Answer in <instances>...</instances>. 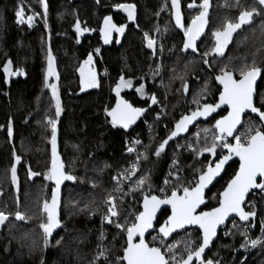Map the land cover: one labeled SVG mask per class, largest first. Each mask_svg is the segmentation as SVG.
I'll use <instances>...</instances> for the list:
<instances>
[{
  "label": "trees",
  "instance_id": "trees-1",
  "mask_svg": "<svg viewBox=\"0 0 264 264\" xmlns=\"http://www.w3.org/2000/svg\"><path fill=\"white\" fill-rule=\"evenodd\" d=\"M24 1L41 17L32 29L16 21L15 13L21 6L18 0H0V212L8 216L0 225V264H92L101 248L107 249V260L101 257L97 264H117V257L122 256L126 245V233L114 223L104 222L103 202L112 195L113 176L126 164L128 133L138 131L141 138L143 155L136 181L141 176L148 178L141 187H135L133 193L114 201L120 222L124 223L127 217L130 224L133 214L141 209L146 190L150 188L154 195L162 188L173 159L178 163L175 174L180 182L178 185L175 177L172 183L183 187L195 184L198 170L205 169L204 161L208 165L220 158V151L215 154L201 151L212 144V139L206 135L218 133L216 118L211 120L208 130H191L190 134L202 138L191 149L180 148L184 139L169 142L168 137L174 123L194 110L191 102L198 101L202 106L216 101L219 89L205 67L202 45L208 42L212 49L213 33L222 29L230 17L233 18L229 22L236 21L240 11L251 10V7L257 9L258 17L252 19L251 30L242 29L236 33L230 55L235 49L245 51L254 61L260 60L257 66L264 65V8L253 0H209L207 31L196 56L183 49V38L172 14V0H44V4L40 0ZM178 2L180 17L187 24L202 10V0ZM117 4H133L134 19L129 20L127 12L115 7ZM190 4L193 6L189 7ZM165 6L168 12L163 11ZM105 17H111V22L117 26H125L123 33L113 30L108 43L104 42L100 31L105 27ZM77 22L80 32L76 30ZM85 28L88 30L84 31ZM145 33L155 41L154 54L147 47ZM257 51L261 56L255 60L253 55ZM49 52L58 79L49 77L48 82L57 84L61 104L59 117L55 114L51 89L45 87ZM89 54L93 57L92 63L86 65L84 62ZM8 61H11L12 70L22 69L24 76L7 77L6 82L4 65ZM211 61L209 68L215 70ZM90 65L94 67L96 87L81 84L80 68L84 67L87 80ZM104 71L107 77L102 76ZM122 76L134 86L143 84L146 93L141 98L134 90L123 92V99L133 107L146 109L127 130L113 127L106 114L114 103L112 90ZM207 81L212 89H204ZM261 95H264V78L257 88V107H262ZM152 96L156 98L155 104L151 102ZM48 119L56 120L60 154L66 171L75 179L63 189L61 230L45 245L39 225L46 222L43 204L50 198L53 188L50 181L44 179L50 169L51 126ZM251 119V116L244 119L240 131ZM9 122L11 137L7 132ZM165 140L167 144L159 156L155 155ZM16 156L20 157L19 163H16ZM14 163L15 184L11 172ZM236 169V162L227 167L223 177L207 192L209 204L204 209L217 205L214 194L223 190ZM29 170L38 175L29 178ZM246 210L257 213L255 226L241 225L233 220L234 227L231 221L219 233L205 261L264 264V230L261 228L264 194L259 190L251 194ZM17 211L24 219H16ZM167 215L168 212H163L158 224ZM111 219L115 221L117 217ZM244 230L247 240L240 234ZM226 232L230 234L225 235ZM190 235L197 245L201 242L197 231H190ZM153 236L157 235H151L147 242L150 246H159V239L153 241ZM181 239L182 235L172 238L178 246ZM251 240L258 241L256 249Z\"/></svg>",
  "mask_w": 264,
  "mask_h": 264
},
{
  "label": "snow or ice",
  "instance_id": "snow-or-ice-1",
  "mask_svg": "<svg viewBox=\"0 0 264 264\" xmlns=\"http://www.w3.org/2000/svg\"><path fill=\"white\" fill-rule=\"evenodd\" d=\"M40 3L44 4V0H40ZM258 3L264 6V0H258ZM172 5L175 9L177 26L183 27L181 25L178 0H172ZM192 6L191 4L189 5V7ZM115 7L127 12L129 20L134 19L135 6L133 4H117ZM200 8L202 11H200L199 15L196 16L192 20V23L184 30V50L189 48H191L193 52L197 50L195 41L203 31L204 24L206 23L205 17L207 16L209 8V0H202ZM253 13L259 14L254 7L251 10H242L236 21L227 22L223 31L214 32L213 36L216 38V45L212 51L217 55H223L225 47L232 40L233 33L241 29L243 25L251 23ZM15 15L17 23L27 22L29 26H31L33 16H28L25 21L23 8L17 10ZM104 25L105 27L101 28L100 31L105 43L109 42V37L113 30L117 33H123L125 30V26L113 24L111 22V17L104 18ZM76 30L77 32L81 31L79 22H77ZM87 30V28L84 29V31ZM144 38L147 41V47L153 48L155 41L149 37L148 33H145ZM117 43H119V41H117ZM96 51L99 52V49ZM205 56H207V53H205ZM92 59V55L89 54L84 63L86 65L91 64ZM204 63L209 64V61L205 59ZM236 71L239 72L238 78L235 74ZM4 72L6 74V82L8 76L22 74V70L20 69H11V61H8L4 65ZM80 72L82 85H86L87 87L97 86L95 75L91 70L88 72L87 80L84 78L85 69L83 66L80 68ZM49 77L58 79V75L53 66L51 52H49L48 55V70L45 75V87L51 89L52 98L55 100V114L56 117H59L61 114V104L57 94V84L49 83ZM257 77L264 78V68L257 66L255 61H253L252 64H245L238 70H229L227 66L221 68L220 74L215 77L216 81L222 86V90L219 91L218 102L215 104H203L202 108H198L196 111L192 112L190 116H182L175 124V131L171 132L168 139H172L179 132L186 131L187 125L196 119V117H207L222 105L227 106V115L222 116L220 119L216 120L215 123V128L219 135L213 137L211 146H205L201 150L202 152L215 154L216 148L219 146L226 148L228 150L227 154L209 163L206 170H198L199 175L195 178V184L190 183L188 186L173 187L170 194H165L162 197L151 194L145 195L142 204L143 210L139 211L138 214H133L134 220L130 224L127 221V217L124 218V223L120 222L117 206L114 203L116 197L111 195L108 196V215L104 216L103 219L109 224L114 223L117 229L126 233V246L122 249V256L117 257V264H170V260L173 264H192L194 259L198 264H214L212 260L205 261L202 259V254L217 235L218 226L224 225L225 221L233 214L238 216L240 221H249L250 217L255 218L256 212L254 210L245 211L242 205L245 204L246 196L252 190L259 189L260 193L264 194V110H262V107H264V95L260 96V104L262 107H257L254 102V98L257 95ZM131 86V80L126 81L122 76L120 82L117 83L114 89L117 95V104L110 111L106 110L107 115L111 117V124L113 127L119 125L127 130L129 126L134 124L137 118L146 111L145 108L133 107L132 104L120 99L121 88ZM206 87L207 85H205V88ZM184 88L187 90V84L184 85ZM136 91L143 96L144 85L141 84ZM150 99L153 104L157 102L155 96L150 97ZM194 103H198V101H194ZM246 112L255 113L259 117L261 123L259 126L254 123H248L245 125L243 131H238V126L243 123L242 116ZM47 122L51 125L52 162L48 173L44 175V179L53 181L55 186L52 188L51 202L49 203L46 200L43 204V210L47 214L46 222H42L39 225L44 233L45 245L49 243L48 238L52 235L53 231L61 226V221L58 218L57 212L60 185L65 180L75 179L74 176L68 175L62 170L64 165L60 162L57 155L56 120L48 119ZM7 132L9 137H11V122H9ZM228 137H231L235 143L230 142L227 139ZM217 141L220 143L217 144ZM167 142L168 141L165 140L159 145L155 155L159 156L160 151L163 150ZM139 143V140L133 141L134 145ZM127 151L129 153L133 152L134 147H129ZM233 157L238 158V170L227 182L223 191L219 192L218 195L214 194V198L217 200V206L212 207L208 211L203 210L201 205H204L206 202L205 189L220 175L225 164L232 160ZM15 160L16 163H19L20 157L16 156ZM136 170V166L133 165L131 169H125L124 173L119 178L116 176L113 177V180L117 183L115 188L116 192L123 193L121 181L134 175ZM11 172L12 181L15 184L17 180L15 163L12 165ZM28 175L29 178H31L34 175H38V173L29 170ZM147 179L146 176H141L136 181L135 187H141L146 183ZM176 180L179 185V176L176 177ZM168 183L169 181L165 180V184ZM132 190V188H129V191ZM160 191L165 192V189L161 188ZM123 194L126 195L127 193ZM161 206H170L171 214L168 215L164 223L160 225L158 235L152 237L153 241L159 239L161 246H164L166 238L169 237L171 233L177 229H185L186 226L192 225L197 226L202 234V242L196 246H194L193 241H187L185 245V251L187 252L186 259L176 261L175 254L170 258H166L165 253L171 252L175 246L174 244H168L162 250L161 246H150L146 243L145 233L153 228V221L156 220L157 212L161 209ZM15 217L17 220L24 219V216L19 211L15 213ZM112 217H117V220L113 221L111 219ZM7 219L8 216L4 212H0V224H3ZM233 226L236 227L235 221H233ZM261 228L264 230V220L261 221ZM229 234V232L225 233V235ZM240 234L244 236L246 240L248 239L246 230L241 231ZM101 239H103V233H101ZM257 242V240H251L253 246H255ZM57 243H60V241H57ZM244 246V244H241V247ZM106 253L107 249L101 248L92 264H97V261H99L101 257L107 260Z\"/></svg>",
  "mask_w": 264,
  "mask_h": 264
},
{
  "label": "water",
  "instance_id": "water-1",
  "mask_svg": "<svg viewBox=\"0 0 264 264\" xmlns=\"http://www.w3.org/2000/svg\"><path fill=\"white\" fill-rule=\"evenodd\" d=\"M256 1H257V3H258V0H256ZM261 7L264 8V6H261ZM184 42H185V41H184ZM195 45H196V49H197V43H196V41H195ZM183 46H184V45H183ZM183 49H184V47H183ZM189 51L192 52V53H197V50H196L195 52H193L191 48L189 49ZM215 77H216V76H215ZM260 80H261V77H257L256 93H257V88H258V85H259V83H260ZM215 81H216V79H215ZM216 84H217V86L220 88V90H222V86H221L217 81H216ZM256 98H257V95H256L255 98H254V102H255V104H256ZM218 100H219V94H218V96H217V99H216V102H215V103H217ZM215 103H212V104H215ZM202 106H203V105H202ZM202 106H201L200 108H202ZM226 108H227L226 105H222V106H221L220 108H218L215 112L210 113L207 117H204V116H198V117H196V119H194L193 121H191V123H189V124L187 125V130H186V131L179 132V133H178L175 137H173L172 139H168V141H169V142H174V141H177V140H179V139H183V138L187 137V136L189 135V133L191 132V130H193V129H194L199 123H207V122L213 120L214 118H216L221 112H225L224 115H227ZM196 110H197V109H195L194 111H196ZM194 111H192V112H194ZM192 112H190V113H188V114H186V115H187V116H190V115L192 114ZM186 115H183V116H186ZM224 115H223V116H224ZM246 116H251V117L257 119V120L260 122L259 117H258L255 113L246 112V113L242 116V122H243V123H242L240 126H238V131L243 127L244 119H245ZM181 117H182V116H181ZM181 117H180V118L174 123L171 132H172V131H175V124L181 119ZM220 118H221V117H220ZM220 118H219V119H220ZM260 123H261V122H260ZM56 128H57V155H58V158H59L60 162L64 165V167H63L62 170H63L66 174L71 175L70 173H68V172L66 171V167H65V164H64V162H63V158H62V156H61V154H60V147H59V128H58V126H57ZM171 132H170V135H171ZM217 132H218V131H217ZM170 135H169V136H170ZM234 135H235V133H234ZM227 139H232V138H231V137H228ZM227 151H228V150L225 148V149H224V153H223V155H224V154H227ZM221 156H222V155H221ZM221 156H220V157H221ZM50 159H51V162H52V146H51V140H50ZM51 162H50V168H51ZM234 162L237 163V169H236V171L238 170V168H239V161H238V158H237V157H233L232 160H230L227 164H225V166H224L223 170L221 171L220 175L217 176V177L213 180V182H212V183H211V184L205 189V198H206L207 192H208L210 189H212V188L216 185V183H217V182L223 177V175H224V173H225L227 167L230 166V165H231L232 163H234ZM207 166H208V165H207ZM207 166L205 167V170H206ZM213 166H214V165H213ZM236 171H235V172H236ZM47 173H48V172H47ZM234 174H235V173H234ZM233 176H234V175H233ZM233 176H232V177H233ZM232 177H231V178H232ZM46 181H50V180H46ZM73 181H74V180H65V181H63V182L61 183L60 188H59V199H58V208H57V212H58V218H59L60 221H61L60 210H61V204H62V193H63V189H64V187H65L66 185L73 183ZM50 183L53 185V187L55 186L53 181H50ZM226 185H227V184H226ZM226 185H225V187H226ZM225 187H224V188H225ZM224 188H223V189H224ZM258 190H259V189H254V190H252V191L246 196L245 204L242 205V207H244V210H245V211H247V210H246V207H247V202H248V199H249L250 195L253 194V193H255V192L258 191ZM222 191H223V190H222ZM51 196H52V191H51V193H50V198H49V200H48L49 203L51 202ZM142 204H143V198H142V200H141V204H140V207H141L140 211L143 210V208H142ZM208 204H209V200L206 198V202H205L204 205H201V208H202L203 210H205V211L210 210L211 208H210V209H204V207H206ZM216 206H217V205H216ZM214 207H215V206H214ZM163 212H168V215H170V214H171L170 206H161V209L157 212V218H156V220L153 221V228H152V229H149L148 232L145 233L146 243H148V242H147V239H148L151 235H153V234L158 235V230H159L160 225L163 224L164 221L167 219V216H168V215L166 216V218H165L160 224H158V221H159V219H160V217H161V214H162ZM44 214H45V217H46L47 214H46L45 212H44ZM233 220L238 221L241 225L251 224L252 226H255V223H256V220H257V213H256L255 218H251V217H250V218H249V221H240L239 217H238V216H235V214H233L232 216L229 217L228 220L225 221V224H224V225H220V226H218V229H217V235L213 238V241L211 242L210 246H209L208 248L205 249V252L202 254V259L205 260V256H206V254L210 251V249L212 248V246L217 242L218 237H219V233H220L222 230H224V229L227 227V225H228L231 221H233ZM60 230H61V226L58 227L57 229H55V230L53 231L52 235L48 238V239H49V242L52 241V239H53V238H54V237L60 232ZM190 230L197 231V232L200 234V240H201V242H202V234H201L200 230L198 229V227L195 226V225H192V226H186L185 229H177L176 231H174L173 233H171V234L169 235V237L166 238L165 242L171 240V239H172L174 236H176V235H180V234L185 233L186 231H190ZM42 232H43V230H42ZM43 234H44V233H43ZM137 239H138V238H137ZM125 243H126V235H125ZM148 244H149V243H148ZM125 246H126V245H125ZM122 254H123V253H122ZM186 258H187V257H185V259H186ZM192 264H198V262L195 261V259H194L193 262H192Z\"/></svg>",
  "mask_w": 264,
  "mask_h": 264
},
{
  "label": "built area",
  "instance_id": "built-area-1",
  "mask_svg": "<svg viewBox=\"0 0 264 264\" xmlns=\"http://www.w3.org/2000/svg\"><path fill=\"white\" fill-rule=\"evenodd\" d=\"M18 1L21 4L19 9L23 8L25 21L27 20L28 16H30V15L33 16V20L31 21V26H29V24L27 22L19 23V24L27 27L28 29H32L35 26L36 22L39 21V19H40L39 15H38L37 12L33 11L30 7H28L24 0H18ZM98 53H100V51ZM102 76L103 77H107V72L104 71L102 73ZM18 77H23V72H22V74H17L15 76H12V78H14V79H16ZM159 111L162 112L163 109L159 108ZM215 135H219V133H216V134L215 133H208L206 135V137H209L210 139H212V142H213V137ZM183 139H184V141L182 142L180 148H184V149H191L195 144H197L198 142H200L202 140V138L198 134H190V133H189V135L187 137H185ZM135 140H139L140 143L134 145L133 141H135ZM228 140L230 142H232V143H235V141L232 140V139H228ZM219 143L220 142L217 141V144H219ZM140 146H141L140 133L138 131H135V132L133 131L131 133H128V135L126 137V140H125V156L127 158V161H126V164L114 176L119 178L124 173L125 169H131V167L133 165L136 166L137 170H136L134 175L130 176L127 179H123L121 181V187L123 188V193H127L126 195H124L123 193H118V192L115 191L117 183H116L115 180L112 179V181L114 183V188H113L111 196L116 197V200H120V199L128 196L129 194L133 193L134 190H135V181H136V178H137L138 166H139L140 158L143 155V153H142V151L140 149ZM129 147H134V151L129 153L127 151V149ZM217 149H218V151H220L219 155H223L225 148H222V147L218 146ZM177 167H178L177 161H176V159H173V161L169 164V166L167 168L165 178H164V180L162 182V188L165 189V192H161L160 191L161 188H160L157 191V194H156L157 196L162 197L165 194H170L172 188L176 187V186L173 185L172 182H173L174 178L176 177L175 171H176ZM198 175H199V172H198ZM165 180H168L169 183L165 184ZM129 188H132L133 190L129 191ZM104 205H105V208L107 209L108 208L107 200H105ZM104 222H106V221L104 220ZM190 231H192V230H190ZM190 231H186L185 233L180 234V235H182V239H181L182 241H180L179 246L172 239L167 241V242H165L164 246H161V244H159V246L162 247V250L168 244H174L175 245L171 252H166L165 253L166 258H170L173 254H175L176 261H180L182 259H185V257H187V252L185 251V245H186L187 241L191 240V241L194 242V246L197 245L195 240L191 237ZM257 247H258V245H255V249ZM170 264H173V262L171 260H170Z\"/></svg>",
  "mask_w": 264,
  "mask_h": 264
},
{
  "label": "rangeland",
  "instance_id": "rangeland-1",
  "mask_svg": "<svg viewBox=\"0 0 264 264\" xmlns=\"http://www.w3.org/2000/svg\"><path fill=\"white\" fill-rule=\"evenodd\" d=\"M178 4H179V2H178ZM253 7H251V9H252ZM255 8V7H254ZM257 10V9H256ZM163 11L164 12H168L167 11V7L165 6V7H163ZM41 18V17H40ZM233 18V17H232ZM231 17H230V19H229V21L232 19ZM16 21H17V19H16ZM220 22V21H219ZM218 22V23H219ZM19 24V23H18ZM21 25V24H20ZM45 31L47 32V28H45ZM48 33V32H47ZM208 41V40H207ZM209 43L208 42H205L203 45H202V49L204 50V52L205 53H209V51H211V48L209 47V45H208ZM149 48V47H148ZM149 49H151V51H153V54H154V50H155V43H154V46H153V48H149ZM100 51V50H99ZM98 53V52H97ZM262 54V53H261ZM243 55V56H242ZM246 55H248L247 53H245V52H243L242 54H241V58H240V61H236V59H235V57H233V54H231L228 58H227V61H225V62H217L216 60H212L211 61V64H212V66L214 67V69L216 70V71H220V69L221 68H224L225 66H227V68L229 69V70H238L239 68H241V67H243L245 64H250V62L249 63H247V61H248V58H244ZM260 55V51H257L256 52V54H254L253 56H254V58H255V60L258 58V57H260L259 56ZM235 62V63H234ZM257 62H260V60H256L255 61V63L257 64ZM241 63V64H240ZM12 69V68H11ZM20 70H22V69H20ZM90 70H91V72L94 74V67H93V65H90ZM22 72H23V70H22ZM88 73V72H87ZM236 74L237 75H239V72L238 71H236ZM15 76V75H14ZM23 76H24V72H23ZM9 78H11L12 76H8ZM127 81V80H126ZM120 82V80L118 81V83ZM209 84V82L207 81V82H205L203 85L205 86V85H207V89H212V86L211 85H208ZM117 85V84H116ZM116 87V86H115ZM115 87L113 88V90H112V95H113V97H114V103L112 104V106L110 107V108H108V110L107 111H110L112 108H114L115 106H116V104H117V95H116V92L114 91V89H115ZM139 86H134L133 84H132V86L131 87H123V88H121V90H120V99H123V97H122V94H123V92H125V91H130V90H134L135 91V93L139 96V97H141V98H143V97H145L146 96V93H145V90H144V95L143 96H141V94L140 93H138L137 91H136V89L138 88ZM206 88H204V89H206ZM210 93V92H209ZM124 100V99H123ZM191 104L193 105V107H194V110L195 109H198V108H200L201 107V104H200V102H198V103H194L193 104V102H191ZM193 110V111H194ZM190 112H192V111H190ZM189 112V113H190ZM106 114H107V112H106ZM143 115V114H142ZM142 115H140L138 118H140ZM107 118H108V120L111 122V117L110 116H108L107 115ZM137 118V119H138ZM248 123H254V124H256L257 126H259V124H258V122H256L255 120H248L247 121V124ZM211 124H212V121H209V122H207V123H199L195 128H200L201 130H208L209 129V127L211 126ZM246 124V125H247ZM133 125V124H132ZM132 125H130L129 126V128L132 126ZM51 126V125H50ZM117 126H119V125H117ZM119 127H121V126H119ZM244 130V129H243ZM50 140H51V137H50ZM180 140V139H179ZM178 141V140H177ZM49 149H50V144H49ZM216 151H218V149L216 148ZM204 153H206V152H204ZM208 153V152H207ZM208 154H211V153H208ZM50 162H51V159H50ZM204 163V168L207 166V163L204 161L203 162ZM177 165H178V163H177ZM150 188H148L147 190H146V194L145 195H148V194H151V195H153L150 191ZM144 195V196H145ZM154 195H156V194H154ZM49 200V199H48ZM107 200V199H106ZM105 202V201H104ZM103 202V203H104ZM105 210V212H104V216H106V215H108V213H107V209H104ZM1 225V224H0Z\"/></svg>",
  "mask_w": 264,
  "mask_h": 264
},
{
  "label": "flooded vegetation",
  "instance_id": "flooded-vegetation-1",
  "mask_svg": "<svg viewBox=\"0 0 264 264\" xmlns=\"http://www.w3.org/2000/svg\"><path fill=\"white\" fill-rule=\"evenodd\" d=\"M254 2H256L257 3V1L256 0H253ZM258 5H259V3H257ZM259 6H261V5H259ZM263 8V7H262ZM202 11V10H201ZM172 14H173V16H174V20H175V24L177 25V23H176V18H175V9H174V11L172 12ZM254 17H258V14H256V13H253V17H252V19L254 18ZM205 20H206V23L204 24V28H203V31L200 33V35H199V37L196 39V43H197V53H192V52H190L189 51V49H187L186 51L188 52V53H190V54H193V55H196V56H198L199 55V53H198V49L201 47V45H202V41H203V38H202V36L204 35V33H206V31H207V16L205 17ZM229 22V21H228ZM192 23V22H191ZM190 23V24H191ZM251 23H252V20H251ZM251 23H249V24H246V25H243L242 27H241V29H238L236 32H234L233 33V36H232V40L230 41V43H228V45L225 47V49H224V51H223V55H217L216 53H214L213 51H212V49L215 47V45H216V38L213 36V47H212V49H211V51H209V53H208V55L207 56H205V54H203V59H204V61H205V59H207V61H209V63H210V61L211 60H219L220 59V61L221 62H224V61H226L227 60V58L230 56V53H232V50H233V40H234V37L236 36V33L237 32H239V31H241L242 29H244V30H247V29H250L251 30ZM190 24H187V23H185L184 22V20H182V18H181V25L183 26V27H178V30L180 31V33H181V35H182V38H183V45H184V41H185V35H184V30L190 25ZM225 26V25H224ZM247 27V28H246ZM224 28V27H223ZM223 28L222 29H217V31H223ZM243 30V31H244ZM250 40H251V34H250ZM243 52H245V51H240V50H237V49H235L234 50V54H233V57H235V59H236V61L238 62V61H240V58L242 57L241 56V54L243 53ZM244 58H248V63L251 61V63L254 61L253 60V57H251V55L249 54V55H246ZM235 63V62H234ZM250 63V64H251ZM241 64V63H240ZM205 67L207 68V70L211 73V75H212V77H213V79H214V81H215V76L216 75H218V74H220V71L218 72V71H215V70H213L212 68H209V64H205ZM261 68H264V65L263 66H260ZM236 74V73H235ZM237 76V78H238V76L239 75H236ZM215 84H216V81H215ZM216 86H217V84H216ZM217 88L219 89V91H220V88L217 86ZM219 94V93H218ZM218 96V95H217ZM217 99V98H216ZM216 102V101H215ZM214 102V103H215ZM259 107V106H258ZM264 110V109H263ZM225 114V112H221L217 117H216V120H218L220 117H222L223 115ZM247 117V116H246ZM245 117V118H246ZM253 120H257V119H255V118H253V117H251ZM215 119V118H214ZM257 122H258V124L260 125V122L257 120ZM240 131V130H239Z\"/></svg>",
  "mask_w": 264,
  "mask_h": 264
}]
</instances>
